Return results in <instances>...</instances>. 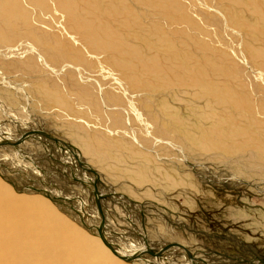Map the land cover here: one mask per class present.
<instances>
[{
  "label": "rangeland",
  "instance_id": "374dc122",
  "mask_svg": "<svg viewBox=\"0 0 264 264\" xmlns=\"http://www.w3.org/2000/svg\"><path fill=\"white\" fill-rule=\"evenodd\" d=\"M19 1L22 4L29 3L27 0ZM98 1L104 7L101 14L103 21L109 23L116 34L123 36L128 43L151 57L158 56L163 59L166 65L172 64L171 59L164 56L162 51L157 50L156 44H154L155 37L152 29L158 27L163 28L166 35L178 47L187 50L189 46L190 50L200 60H204L207 55L218 57L220 52L233 55L235 53L236 59L234 60L237 62L235 72L233 73V70L229 68L233 73L232 76L220 72V75L210 73V77L216 83L220 82L219 85H231L233 83L232 85L236 86L235 88L248 94L249 99L256 101L257 104L264 101V67L255 53V49L264 48L262 47L264 45L252 42L254 47L253 49L252 47L249 48L246 45L249 37L240 28L244 19H247V21L254 20L252 14L255 11L252 2L257 0H177L182 8V17L178 19L165 18L140 0ZM122 2L133 4L134 13L126 14L121 10L117 12L112 10L110 13L107 11L111 3L119 6ZM38 5L31 7L32 9L29 10L30 13L28 14L29 21L31 20L38 32L43 36L48 34L53 41L57 37L65 38L64 41L68 39L70 43L81 47L83 35H86L87 32L79 22L72 23V26L78 32L75 33L70 29V24L66 23L65 17L57 9L58 7L55 6L53 0H44L43 3ZM232 12L238 13L240 17L243 15V18L237 24H234L232 17H230ZM20 27L26 30V23L20 21ZM44 29L48 33H45ZM70 30L72 33H70ZM24 35L25 33L15 36L13 33L10 34L12 37L9 40L0 42V104L3 103L0 106V133L2 131L9 132L8 129L16 133H26L31 129L34 130V128L41 130L36 119L43 118V126L50 131L46 133L53 135L56 138L55 142H60L55 144L58 148L59 158L61 159L64 152L65 155L69 156V159L66 162L57 161L56 164L51 157L49 158L50 153H46L45 144L41 143L43 145L36 144L33 146L31 143H27L26 139L19 142V145L25 148V152L23 149L20 152L15 149L12 143L15 139L10 136L11 134H6L8 135L6 141L4 140L2 145L0 144L3 148L2 153H0V184L6 187V194L12 193L19 196L21 192H27L26 188H31L32 182L27 180L28 177L23 175L22 171L25 170L29 174H31V170L33 172L37 171L44 177V174L51 170V174L46 175L48 180L41 187L47 188L48 191L51 188L54 192L55 189L57 192H67V198H63L60 194L58 196H60L61 201L65 199L67 202L74 204L76 209L78 208L77 212L75 211L76 215L74 214L75 219L80 222H82V218L93 220L94 226L99 229V237L102 240L104 235H107L106 229L108 232H116V239L120 241L116 242V245L120 247L122 245L124 250L128 246V250L132 249L131 254L135 251H146L153 261L156 260L158 254V261L160 262L164 258V255L161 256L163 253L162 248L164 250L167 248L172 249V253L177 251L176 248H181L184 253H188L187 259L184 258L182 261V254L172 255L168 258L170 264H228L232 261V264H237V259L238 262L240 261L238 264H258V261L262 262L260 264L264 263V154L261 156L259 150L253 145L246 146V150L244 148L246 152L242 151L243 149H235L228 153L226 151L224 153V150L211 151L206 147L193 148L190 143L182 141L185 133L175 125V117L178 116L177 120L183 128H189V130L198 129L199 126L205 130L208 128L212 130L213 128L216 131V127L218 130L222 127V129L225 128L232 133L233 126L227 127L228 118L218 116L224 113L226 108L223 107L224 105L217 104L204 91L186 82L181 85L178 83L170 86L165 85L148 92L132 88L129 91L130 94L123 93L116 87L117 79L108 68L107 63L110 64V59L107 55H105L106 57L99 55L96 50L91 48L95 52L80 51L78 60L58 57L57 54H47L44 51V46H42L43 48L38 46L37 41L36 44H32L33 41ZM147 39H152L153 42L149 43ZM34 47H38L45 54V58L44 55L43 57L39 56L37 49H33ZM45 59L49 62L46 63ZM223 61L230 63L228 60ZM41 80H47L49 84L58 85L60 88H63L64 85L69 89H71L70 87L75 88L74 82L76 81L88 86L94 92V99H90L84 107H91L96 113H99V111L104 113L102 114V121L98 120L97 117L88 119L92 125L94 124L93 127L101 130L94 134L95 138L101 141L104 140L106 147L110 150L113 149L112 155L108 152L104 157L113 162L114 156L119 154L126 156L132 153L128 148L133 151L136 149L135 152H138V155L134 160L139 161L138 167L142 171L146 170L151 174V176L149 175L150 180L147 178L141 181L139 178V182L136 181V183L131 180L132 183L125 177V181L128 180L129 183L126 182L115 187L127 193L119 198V194L99 196L88 187H83L77 178H72L77 182L74 185H78L79 190L83 188V190H87L84 194H79L77 191L69 189L60 177L54 176L52 173L56 171V168L52 166L53 164L58 165L59 167H57L61 168V171L64 170L62 167L67 168L69 171H76L78 166L82 164L81 162L78 164L76 160L71 159V149H74L71 145L76 144L75 140L77 143L79 141L70 137L67 132L68 129H66L71 126L73 130L82 129L80 125L82 121L77 118L79 114L74 112L69 114L57 112L58 106L56 104H49L47 101L48 103L41 105L40 99L42 98L37 95L36 89L32 87V84H39ZM25 87L34 91L33 95L35 97L31 100L26 98L24 94ZM100 89L106 93V99L101 98ZM4 93H6V100L3 98ZM131 98L141 106L146 120L150 123L148 127L143 124L129 105L128 100ZM146 103H148V107ZM98 104L100 109L97 108ZM219 105L221 106L219 107ZM78 107L76 103L75 108ZM229 110L231 112L229 114L231 116L230 120L236 122L240 120L238 123L245 124V126L251 125V130L261 133L259 126H264L263 111L254 109L251 110L252 112H246L245 115V112L241 109L233 110V108H229ZM108 116H111V121ZM100 121L101 123H99ZM106 126L120 130V134L117 133L114 137H111L110 142L105 131ZM64 127L66 128L64 129ZM59 129L62 131L60 132ZM14 132L13 134L16 136L17 134ZM94 135L92 136L94 137ZM21 137L16 138V140H20ZM26 138L28 137L26 136ZM112 141L116 143L112 144ZM233 141L235 140H230V142ZM231 146L234 147V145ZM55 150L57 149L55 148ZM84 161L87 164L86 169H90L89 164L92 165V163H88L87 159ZM128 162L134 163L132 159ZM38 166L43 168V172L37 168ZM92 166H94V170H99V163L93 162ZM120 167H124V162L119 164V170ZM140 169H136L137 175H139ZM86 172V177H93L94 182L101 179L106 180L99 174L98 177L95 176L91 169ZM139 176L144 178L143 175ZM152 176L153 178H151ZM34 177L37 176L34 175ZM39 180H42V178H37V184ZM66 184L71 186L73 183L67 181ZM36 186L38 187V185ZM66 188L67 191H65ZM34 190L36 193L40 191ZM136 190L144 192V195ZM90 192L92 193L90 194ZM42 195L46 196L50 204H55L61 209H69L68 205L56 204L48 192ZM126 198H129L128 201ZM116 199L120 200L117 201ZM111 200H114V202ZM109 202L111 203L109 204ZM103 209L108 211L106 212ZM116 209L119 212H116ZM74 215H70L69 219H72ZM127 215H132L133 218H129ZM106 216L108 217L106 218ZM145 216V220L148 216L153 226H146L142 228L144 230H141L140 222ZM91 225V223L86 226L83 224L84 227L89 228ZM136 227H140V230L138 231ZM151 234L154 243L150 241ZM145 241L146 243H144ZM44 242L45 239L40 237L37 246L39 244L42 250L49 251L50 247H41ZM192 254L196 259L192 258ZM128 255L127 259L122 258V255L117 256L127 264H134L137 260L138 262L141 261L140 264H150L149 261H145V258L141 259L142 256L134 255L133 257L130 254ZM165 263L169 264L166 261ZM0 264L6 263L0 258ZM162 264L164 263L162 262Z\"/></svg>",
  "mask_w": 264,
  "mask_h": 264
},
{
  "label": "bare ground",
  "instance_id": "6f19581e",
  "mask_svg": "<svg viewBox=\"0 0 264 264\" xmlns=\"http://www.w3.org/2000/svg\"><path fill=\"white\" fill-rule=\"evenodd\" d=\"M27 1L29 2L28 4H22L19 0H0V42H6L7 40H9L12 37L10 36V34L14 33L15 36H19L22 33H25L24 36L32 40L33 42L30 41L32 42V44H34L37 41L36 43L39 44L38 46H41V47L44 46V51H46L47 54L49 53L57 54L58 57L72 58L74 60H78L77 58L78 56H80V53H79L80 51L81 52H84V51L95 52L92 50L94 49L96 50L97 54L103 55V56L107 55L109 57L110 64L107 63V65H108L109 70L113 72L112 75L115 76V79H117L116 87L121 92L126 93V94H130L129 91L132 88L139 89L142 92H148V91L155 90L165 85H168V86L173 85L174 83L176 84L178 83L180 85L185 82L189 84H193L195 88L198 87L201 91H204V93L207 94L209 98L214 100L217 104H221V105H224L223 107H226L224 110V113L223 114L221 113L222 115L219 114L218 116L220 118H223V117L228 118L227 127L233 126L234 130L232 129L231 131L232 133H230L229 130L225 128L222 129V127L219 130L216 127V131H215V129L213 128L212 130L210 128L205 130L203 127H199V126H198V129L194 128L193 130H189V128H185V127L184 129L182 124L179 122V120H177L178 116L177 117L173 116L176 118L175 125L179 129L183 130V132L185 133L183 134L182 141L190 143L193 148L206 147L211 151L212 150L214 151L224 150V153L225 151L228 153L229 151H232L235 149L236 150L243 149L242 151H244V148L246 146L253 145V147L255 146V148L259 150L260 152L259 154L261 156L264 154V126L263 125L259 126L261 133H256L255 131L250 129L251 125L245 126V124L238 123L240 122L238 118H237L239 120V121L237 120L238 122H236L235 120L234 121L230 120L231 116L229 115L231 114V112H229L230 111L229 108H233V110L241 109L245 112V115H246V112H249V111L252 112L251 110H254V109H259L264 112V101H260L259 104H257L256 101H253V100L251 101V99H249L248 94H246L245 92L241 91L238 88H235L236 86L232 85L233 83L231 84L232 86L230 84L219 85L220 82L216 83V81L212 77H210V73H212L213 75L215 74L220 75V72L227 74V75L233 74L237 66V62L234 60L236 59L235 53L233 55L227 52H220V56L218 57H212L211 55H207L204 60H200L190 50L189 46L187 50L184 48L178 47L172 41V39L166 35L163 28L158 27V28L152 29V31L154 32V37H155L154 44H156L157 50L162 51L164 56L171 59L172 64L166 65L164 64L163 59H160L158 56L151 57L150 55L141 51L136 46L128 43L123 36L116 34L114 28L109 23L103 21L101 14L104 10V7L98 0H58V2L57 0H53L55 6L58 7L57 9L65 17L66 23L68 25L69 24L71 25V26L69 25L71 30H73L75 33H78L72 26V23L79 22V24L87 32L86 35H83L84 40L82 39L81 47L75 46L74 43H70L68 39L64 41L65 38H60V37L55 38L54 37L55 41H53V39L49 37L48 34H44L43 36L40 32H38V30H36V28L33 26L34 24L31 22V20L29 21L28 14L30 13L29 10L32 9L31 7H33L34 5L39 6L38 4L43 3L44 0H27ZM140 1H143L145 4L148 5L150 9L159 12L165 18L178 19L182 17V8L180 6V3L177 2V0H140ZM252 7L255 11V13L252 14V16H254V20L247 21V19H244L240 25V28L243 29V33L249 37V41H246V45H248L249 48L252 47L253 49L254 44L252 42H255L256 44L261 43L264 45V0L253 1ZM112 10L116 12L121 10L122 12L126 14H132L134 13V6L133 4L128 3V2H122L119 6L111 3V5L108 6L107 11L110 13L112 12ZM250 10L252 11V9ZM230 15H231L230 17H232V21L234 24H237V22L241 21V19L243 18V15L240 17L239 14L235 12H232ZM20 21H24L26 23V30L20 27ZM71 30H70V33H72ZM67 32L69 31L67 30ZM45 33H48V32L45 31ZM147 41L149 43L153 42L152 39H147ZM35 48L38 51L37 54L41 57H43L44 55V58H45V54L38 47H34L33 49ZM255 53L256 55H258V59L261 62L262 66L264 67V48L255 49ZM223 60H228L230 61V63L224 62ZM45 61L46 63L49 62L47 59H45ZM229 68L233 70V73L232 71L229 70ZM240 77L242 78V76ZM39 82L41 83L36 84V85L32 84V87L36 89L37 91L36 93H38L37 95H39L42 98L40 99V101L42 102V103L40 102L41 105L49 102V104H56L58 106V110H56L57 112L60 111L62 114L64 112L67 114H69L70 112L79 114L77 115V118H80L79 121H82V123H80L82 129L79 128V130H73L72 126L70 128L64 127V129L65 128L68 129L67 132L70 135V137H72L73 139L76 138L77 141H79V143H77L75 140V143L80 146H77L76 144L71 145V147L72 146L74 147V149H71V159L76 160L78 164H80V162L82 164L78 166L76 171H69L67 170V168L65 169V167H62L64 170L61 171L60 170L61 168H58L59 166L56 165L57 161L66 162L68 161L69 156L65 155L63 152L61 159L59 158L58 148L55 146V144L60 143V142H55L56 138H54L53 135L46 133L50 131L45 129V127L43 126L44 125L42 123L44 121L43 118L36 119L37 123L40 124L39 126L41 130H36V128L33 127L34 130L31 129L28 131V132L31 131L30 133L28 132L16 133L12 130L11 132L9 129L7 131H9L10 133L9 132L5 133L2 131L0 133V144L1 145L4 140L6 141V136L10 134H11L10 136L13 137V139L15 140L16 138L24 136V137H21L20 140L12 141L15 149L19 150L20 152H22V149L25 152V148L19 145L20 144L19 142H21L24 139L28 141L27 143H31V145L33 146L36 144L37 145L45 144L46 153H50L49 158L51 157V159L56 162V164L52 165L53 167L56 168V171H53L52 174L56 176L57 178L60 177L62 180L61 179L59 180L65 183V185H67L69 189L75 190L79 194H84L85 191H87L86 189L83 190L84 189L83 187L86 186L92 192H95L99 196L119 194L120 196L118 197L120 198L121 195H123L126 192L124 190H118L115 187H117L120 184H124L126 182L129 183L128 180L125 181L126 178H128L130 181L133 180L134 182L136 181L139 182L138 181L139 178L142 181L151 176V174L146 172V170L142 171L138 167L139 161L138 162L135 161L136 160L135 158H137V155H138V152H135L136 149L133 151L132 149L128 148V150L131 151L132 153L130 154L128 153L129 155H126V156L125 155L122 156L120 154L119 155L121 157L119 155H118L119 157L114 156L115 162L114 161L111 162L110 160H107L108 158L106 159V157H104V155H106V153L108 152L111 153L112 155L113 149L111 150L108 149L106 147V144L103 142L104 140L101 141L95 138L96 136L94 134L100 132L101 130L97 129V127H93L94 124L92 125L91 121L88 119L90 117H97L98 120H101L103 116L102 114L104 113L102 111L101 112L99 111V113H96L92 110L91 107H87V108L84 107V105L88 101H90V99H94V94H93L94 92H92L88 88V86H86L85 84L81 82L76 81L74 82L75 88H72L69 86L71 88L69 89L66 85L62 86L63 88H60L58 87V85L51 84V83L49 84L47 80L45 81L41 80ZM33 92L34 91H31V89H28L27 87H25L24 89V94L26 98H29V100L35 97L33 95ZM105 94L106 93L100 89V95L102 99L107 98V95ZM3 98L6 100V93H4ZM75 100H78V101H75ZM98 101L100 100L98 99ZM128 102L131 108L134 110L137 117H139L140 120L143 122V124L146 127H148L150 123L146 120L141 106H139V104L132 98L129 99ZM76 103L79 106L77 109L75 108ZM147 104L148 103H146V105ZM2 105L3 103L0 104V106ZM221 105H219V107ZM223 107L222 109H224ZM97 108L100 109L99 104L97 105ZM108 118L110 121L112 120L111 116H108ZM101 121L99 123H101ZM66 126L68 127V125ZM59 131L61 132L62 130L59 129ZM105 131L107 133V138H109V142L112 139L111 137H114V135H116L117 133L120 134V130H117L116 128H113L111 126H106ZM13 132L17 135L14 136ZM92 135H94V137ZM26 136L28 138H26ZM114 139L117 142L116 138ZM232 139H234L235 141L230 142V140ZM115 143L113 142L112 144H115ZM231 145H234V147H232ZM95 146H100V147H95ZM54 147L57 150H55ZM62 148L60 149L62 150ZM2 149L3 148L0 146V153H2L1 151ZM84 158L89 161L88 163H92V165H93V162L99 163L98 171L94 170L93 169L94 166L89 164L91 172L95 174V176L97 177H98V174L101 175L106 180L101 179V180H98L97 182H94L92 180L93 177L87 178L85 175V172L90 171V169H86L87 164L84 161L85 160ZM131 159L134 161L133 164L128 162V161H131ZM121 162H124V167H120V170H119L118 168ZM100 165H101V169H100ZM149 165H152V164H149ZM49 167L51 166L49 165ZM37 168L41 172H43V168L41 166H38ZM136 169L138 170L140 169L138 174L143 175L144 178L137 175ZM31 171H32L31 174L27 173L25 170L21 172L23 175H26V177H28V179L26 178L27 180L32 182V186L31 188H26L27 192L23 191L21 192L19 196L12 194V193L6 194V187L0 184V258L3 259V261L6 264H127L125 262H122V259L118 256L122 255L121 256L122 258L127 259L128 254H130L133 257L134 255L138 257L142 256L141 259L145 258L146 259L145 261L147 262L149 261L150 264H162V262L166 264L165 261L170 264L171 262L168 259L170 258L169 256L177 255V254L178 255L182 254L183 256L182 261L184 260V258L187 259L186 256L188 255V253L187 254L184 253V251L181 248L179 249L176 248L177 251L175 253H172L173 251L172 249L167 248L166 250H164L162 248L161 250L163 251V253L161 256L164 255V258H162L160 262L158 261V254L156 255L157 257L155 261H153L152 258L148 256L149 253L147 254L146 251H135V249H133L135 253L131 254L132 249L128 250V246H126L125 247L126 249L124 250L121 244H120L121 247L116 245L117 244L116 242L119 241V240L117 241L116 239V232H112V231L108 232L107 229H106L107 235H109L110 237L107 235H104V239L102 240L99 237L100 236L99 229L94 226L93 220L82 218V222L78 221L77 219H75V215H76L75 211L77 212L78 208L76 209V206L74 204L67 202V200L65 199H62V201L59 199L60 197L58 196L59 194L63 198H67L68 197L67 192L65 193H62L59 191L57 192L56 189L54 192L51 188L48 191L47 188L41 187L45 185L44 184L45 181L48 180V176L46 175H48L49 173L51 174V170L50 172H46L44 174V177H42L40 173H38L37 171L36 172L35 171L33 172V170ZM167 174L170 175L169 173ZM34 175L37 177H34ZM38 177L40 179L42 178V180H39V183L37 184ZM72 178H77V180H79L80 183L83 185L82 187L83 189L79 190L77 188L78 185L76 186L74 185V183H77V182H75V180ZM151 178H153V176ZM183 180L185 179L183 178ZM65 181L66 182L71 181L73 184L69 186L68 184H66ZM141 183L140 185L143 184ZM174 184H177V183H174ZM36 185H38V187ZM34 189L40 190L39 192L41 194L39 192L38 193L34 192L35 191ZM65 191H67V188L65 189ZM136 191H139V190H136ZM45 192H48L50 194V196L53 198L56 204L58 205L65 204L66 206L68 205L69 209H61L59 206H56L55 204H50L46 196L42 195V194H45ZM92 192H90V194ZM143 193L141 192V194ZM113 199H114V196H113ZM111 201L114 202V200H111ZM123 201L121 202L123 203ZM110 203L111 202H109V204ZM124 205L126 206V204ZM114 206H117V205H114ZM117 210L118 209H116V212H119ZM123 210L125 209L123 208ZM70 215H74L72 219H69ZM128 215L127 217L133 218L132 215H130L132 217ZM107 217L108 216H106V218ZM145 218L146 216L143 217L140 222L141 230H144L142 228H145L146 226L147 227L153 226L152 223L149 221L148 216H147V220H145ZM89 223L92 224L90 228L83 226V224H85L86 226ZM137 228L139 231L140 227H136V229ZM134 230H135V227H134ZM136 232H134V234H136ZM159 232L161 233V231ZM40 237L45 239V242L43 243V245H41V247H46V248L50 247L49 251L42 250L39 244L37 246V242L40 239ZM150 237L149 238H150L151 243H154V241L152 240V237H153L152 234ZM144 243H146V241ZM115 253H120L121 255L117 254L118 255L117 256ZM44 257H46V259H44ZM192 258L196 259L193 254H192ZM140 262H138L137 260V262H135L134 264H140ZM236 262L238 264L240 261L238 262V259H237ZM232 263L233 261L228 264H232ZM260 263L262 262L258 261V264ZM143 264H146V263H143Z\"/></svg>",
  "mask_w": 264,
  "mask_h": 264
}]
</instances>
